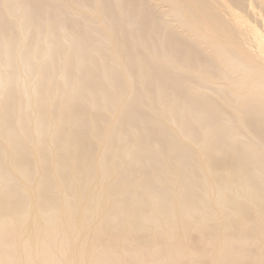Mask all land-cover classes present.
Instances as JSON below:
<instances>
[{"label":"bare ground","instance_id":"6f19581e","mask_svg":"<svg viewBox=\"0 0 264 264\" xmlns=\"http://www.w3.org/2000/svg\"><path fill=\"white\" fill-rule=\"evenodd\" d=\"M159 1L0 0V264H264V0Z\"/></svg>","mask_w":264,"mask_h":264},{"label":"rangeland","instance_id":"374dc122","mask_svg":"<svg viewBox=\"0 0 264 264\" xmlns=\"http://www.w3.org/2000/svg\"><path fill=\"white\" fill-rule=\"evenodd\" d=\"M150 1L153 2V3H155L161 10H164V11L167 10V7L164 6V4L162 2H160L159 0H150ZM165 19L168 21V23L172 27H175L176 29H179V25L177 24L176 21L173 20V18L171 16H165ZM252 20H255V19L252 18ZM255 23H256V20H255Z\"/></svg>","mask_w":264,"mask_h":264}]
</instances>
